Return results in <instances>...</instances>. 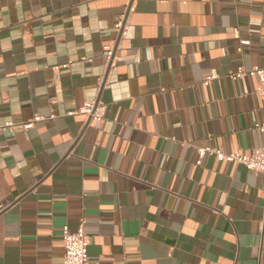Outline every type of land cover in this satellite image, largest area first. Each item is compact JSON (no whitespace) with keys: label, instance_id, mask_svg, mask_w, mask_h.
Here are the masks:
<instances>
[{"label":"crops","instance_id":"obj_1","mask_svg":"<svg viewBox=\"0 0 264 264\" xmlns=\"http://www.w3.org/2000/svg\"><path fill=\"white\" fill-rule=\"evenodd\" d=\"M255 67L264 0H0V264H264Z\"/></svg>","mask_w":264,"mask_h":264},{"label":"built area","instance_id":"obj_2","mask_svg":"<svg viewBox=\"0 0 264 264\" xmlns=\"http://www.w3.org/2000/svg\"><path fill=\"white\" fill-rule=\"evenodd\" d=\"M123 25L122 21L117 24V29H120ZM246 41H241V44H245ZM107 56L109 59L113 56V50H107ZM233 80H239L243 77L255 78L258 82L257 93L264 100V68H252L244 69L240 68L236 72H233L229 76ZM212 78L205 81V84H209ZM105 105L98 101L86 103L78 113L83 114L87 121H101L105 114ZM73 112L71 114H75ZM42 118L35 117L29 122L22 124H16L14 122H6L0 124V131L13 132L18 128L29 129L34 123L40 121ZM260 131H264V122L257 123L255 126ZM200 160L198 165L201 164V159L205 155L215 156L221 162H234L245 166L249 171L259 174L263 179V191H264V145L255 148L250 155H241L239 153L228 154L218 148H202L199 149ZM62 242L64 245V264H89V246L91 244L90 236L87 234L83 227L79 228L76 232H71L68 227H64L62 231Z\"/></svg>","mask_w":264,"mask_h":264}]
</instances>
